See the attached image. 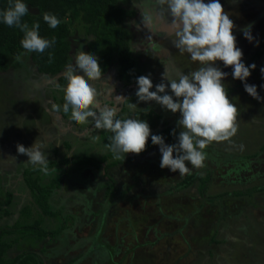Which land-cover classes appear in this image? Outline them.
I'll return each mask as SVG.
<instances>
[{
  "label": "rangeland",
  "instance_id": "rangeland-1",
  "mask_svg": "<svg viewBox=\"0 0 264 264\" xmlns=\"http://www.w3.org/2000/svg\"><path fill=\"white\" fill-rule=\"evenodd\" d=\"M220 2L236 25L233 31L237 46L243 52V62L246 66L256 65L247 83L256 85L259 95L264 97V73L260 71L264 67V49L251 62L264 43V17L250 29L252 42L239 32L259 11L264 16V0ZM253 4L256 10L250 9ZM114 5L134 11V15L123 19L122 25L130 33L128 54L140 75H150L155 85L161 82L164 66L173 73L181 71L176 66H181L189 55L181 54L173 45L168 35L167 16L159 0H114ZM69 26V64H72L77 52H87L90 37L84 35L76 21ZM29 57V52L24 50L19 59L21 63L0 71V206L9 192L12 200L8 208L16 218L19 210L21 213L26 207L31 211L30 222L40 218L45 228L57 226L52 218L41 219L40 208L23 180L24 168L32 164L27 162L26 155L18 154L17 145L30 147L37 140L47 145L46 155L49 162H54L48 163L49 175L37 172L38 182L53 187L55 180L62 181L56 185L55 194L52 188L43 193L53 200V206L74 217H68L67 221L71 225L68 235L71 243L73 238L78 243L84 241L82 248L86 249L94 242L100 214L107 204L102 236L107 244L117 245L115 261L128 252L119 264H264V190L239 193L264 184V100L258 101L245 91L243 82L232 77V67L217 62L222 71L229 73L223 83L240 112L238 132L230 141L210 144L204 150L207 159L203 168L188 165L199 177L185 187H177L187 174L180 176L178 172L162 169L158 145L139 155L128 153L130 160L107 166L110 151L102 134L106 132L110 138L112 133L95 129L91 123L76 124L70 119V112L62 111L63 89L67 84L64 72L69 64L57 74H43L36 71ZM191 62L189 69L193 70L199 62ZM92 84L102 106L119 108L118 118L144 119L152 134L162 135L164 139L171 128L179 132L178 112L166 111L155 101L137 103V98L129 101L138 85L124 84L114 58L103 72V78ZM166 91L171 94L170 89ZM117 96L125 98L120 100ZM243 99H248L245 105L241 104ZM132 104L135 107H129ZM53 105L61 106L60 110ZM260 148L262 151L255 157L253 153ZM79 156L107 158L100 161L98 168H93L85 162L74 163ZM208 173L210 181L201 193L202 179ZM100 176L114 184L116 195L111 203L105 201ZM6 219L10 220L4 215L0 224ZM54 245L53 238L44 243L48 248ZM41 246V243L31 245L38 253ZM9 252L11 256L18 254L16 248ZM43 259L45 264L67 262L60 254H55L50 261ZM91 259L75 264H90Z\"/></svg>",
  "mask_w": 264,
  "mask_h": 264
},
{
  "label": "clouds",
  "instance_id": "clouds-1",
  "mask_svg": "<svg viewBox=\"0 0 264 264\" xmlns=\"http://www.w3.org/2000/svg\"><path fill=\"white\" fill-rule=\"evenodd\" d=\"M159 4L166 13L170 27L168 35L173 45L181 54L186 53L192 61L199 62L200 67L192 72L176 70L173 73L164 66L161 82L155 85L150 75H140L136 78L138 88L135 95L137 103L155 101L164 110L180 114L176 121L180 129L178 134L176 129L172 130L177 142L166 144L162 135L152 134L146 120L120 119L118 107L102 106L92 82L103 78V69L97 56L82 50L76 53L74 63L69 64L64 72L67 84L63 89L65 102L62 111L65 114L70 112V119L76 124L91 123L95 129L111 132L110 150L117 160H124L128 153L139 155L158 145L162 169L178 172L180 176L191 175L188 165L195 169L203 168L207 159L204 150L210 144L230 141L238 132L240 112L230 100L223 83L229 73L222 71L217 62H222L224 67H232V77L243 82L245 91L254 99L261 101L264 97L259 95L256 85L247 83L256 65L246 66L243 62V52L237 46L233 31L236 25L220 0H209L208 3L205 0H159ZM28 12L22 0H15L0 12V17L4 24L24 33L20 41L24 50L43 53L55 45V38H43L39 34V23H34L31 28L22 23V17ZM43 20L53 29L60 24V20L50 13H44ZM250 29L251 25L246 26L243 35L252 42L254 37ZM16 59L19 60L20 56ZM260 71L264 73V67ZM117 98L122 100L125 97ZM129 107H135V104ZM53 108L59 111L61 106L53 105ZM149 137L152 145L146 149ZM46 148V144L36 140L30 147L18 144L17 152L26 155L28 163L39 166L40 171L49 175Z\"/></svg>",
  "mask_w": 264,
  "mask_h": 264
},
{
  "label": "trees",
  "instance_id": "trees-1",
  "mask_svg": "<svg viewBox=\"0 0 264 264\" xmlns=\"http://www.w3.org/2000/svg\"><path fill=\"white\" fill-rule=\"evenodd\" d=\"M14 2L15 0H0V12L6 10ZM22 2L38 9V13L28 12L22 17V23H27L29 28L34 23H39V34L49 40L55 38L56 41L54 46L46 49L43 53L29 52V58L37 72L50 75L57 74L71 62L70 43L68 40L71 27L69 25L70 23L72 25V22L76 21V23L81 25L84 35L90 37L86 43V50L99 58L103 72L114 58L118 66V75L124 81V84H136V78L140 76V73L128 54L130 33L122 25L123 19L134 15L132 9L115 6L114 0H22ZM44 13L55 15L60 20L59 26L54 29L50 28L43 20ZM23 37L24 33L19 28L7 26L3 23L2 17H0V71L15 67L21 63L16 57L20 56L24 51L20 43ZM263 49L264 43L260 46L258 52L255 53L251 61L252 63L260 56ZM50 56L51 60L49 59ZM152 90L154 91V89ZM135 93L129 97V101L137 98ZM173 129L176 128L174 127L166 131L167 135L165 139L167 144L177 142L176 137L172 135ZM102 140L110 151L108 158H111V160L110 163H106L107 166L130 160L128 154H122L125 155L124 160L114 158V154L110 150V138L106 132H103ZM151 145V138L149 137L146 149ZM261 151L262 148L258 152ZM254 153L253 155L258 154L257 152ZM106 158L97 159L94 157L79 156L74 163L85 162L93 168H98L101 163L100 161ZM63 161L68 160L65 159ZM49 164L53 165L54 162H49ZM39 171V166L30 165L24 168L23 180L29 188L34 202L40 208L41 219L43 216H46L47 219L52 218L56 220L58 224L55 227L46 226L47 228H45L42 223L44 220L40 223V218H36L30 222L28 219L31 211L30 209H26V207L23 208L21 213L19 210L18 217L16 218L11 213L10 207L8 208L12 199L11 193L7 192L4 202L0 206V219L4 215H7L10 220L6 219L4 220V224H0V264H45L44 261L46 260L43 258L45 257V259L50 261L55 254H60L61 258L66 259L67 262L62 264H75L77 261H84L89 257H92L90 264H115L117 262L114 260L116 252L114 248L116 245L113 247L107 244L102 236L104 233L103 224L105 223L107 204H104V210L100 214L99 227L95 233L94 242L92 243L91 241L90 245L86 249H83L84 241L78 243L72 236L71 238H73L74 242L71 243L69 241L68 235L71 232V225L67 221L68 217H74L72 215L70 216L68 212L63 213V210L57 206H53V200L48 199L47 195L43 193L44 190L52 188L55 194L57 192L55 189H57L58 184L62 181L59 179L55 180L57 187L56 185L53 187L40 185L38 182L39 175H37ZM196 177H199V175L194 172L191 175L185 176L177 184V187L187 186ZM104 179L105 177L103 176L99 178L100 183L104 187L105 201L106 203H111L116 195L114 184ZM209 181V174H207L202 179L203 186L200 188L201 193ZM261 190H264V184L259 185L258 188L257 186H253L243 191L239 190V193L246 192L252 194L253 192ZM222 195H226V193ZM21 214H23V217ZM49 238L55 240V245L51 248L44 246V243ZM34 242H37L36 244H42L39 253L31 247V245H36ZM11 248H16V253L18 254L11 256L9 252ZM109 249L112 250L111 255L105 253ZM124 255L121 256V260L124 259Z\"/></svg>",
  "mask_w": 264,
  "mask_h": 264
},
{
  "label": "flooded vegetation",
  "instance_id": "flooded-vegetation-1",
  "mask_svg": "<svg viewBox=\"0 0 264 264\" xmlns=\"http://www.w3.org/2000/svg\"><path fill=\"white\" fill-rule=\"evenodd\" d=\"M209 1V0H208ZM238 4L240 3V1H238L237 2ZM230 8H232L231 6H230ZM250 9H254V10H256V6L253 4L252 6H250ZM263 18L264 16H263V14L261 13L260 14V11H259V13L257 14V16L255 17V19H253V21L252 22H250V24L249 25H251V27H252V25L253 24H255L258 20H259V18ZM243 30L244 29H242V30H240L239 32H242L243 33ZM242 37H244V36H242ZM263 52H264V50H263ZM190 59V56H188V57H186V59L184 60V61H182L183 62V64L180 66V65H177L176 67H178L179 69H181V71H183V69H186L187 70V72H189L191 69H189V67L191 66V60H189ZM200 67V64H197V66L193 69V70H191V72L192 71H195V70H197L198 68ZM232 94V93H231ZM247 100L248 99H243V101H241V104H243V105H245L246 104V102H247ZM258 154L260 153V152H257ZM255 157L257 156V154H255L254 155ZM193 173V172H192ZM194 173H196V172H194ZM224 178L223 179H225L226 178V174L223 176ZM209 179H210V175H209ZM240 180V179H239ZM255 186H257V188H258V186L259 185H255ZM257 192V191H256ZM178 238V237H177ZM184 242H185V245H186V247H189V245L187 244V242L185 241V240H183ZM204 244H205V241H204ZM116 248H118L117 247V245L115 246V250H116ZM128 251V250H127ZM114 252V251H113ZM105 253L107 254V255H111V253H112V250L111 249H109V250H106L105 251ZM124 254H128V252H125ZM123 254V255H124ZM122 255V256H123ZM127 256L126 255H124V258H126ZM120 261H122L121 259H119V261H117L115 264H119L120 263Z\"/></svg>",
  "mask_w": 264,
  "mask_h": 264
},
{
  "label": "water",
  "instance_id": "water-1",
  "mask_svg": "<svg viewBox=\"0 0 264 264\" xmlns=\"http://www.w3.org/2000/svg\"><path fill=\"white\" fill-rule=\"evenodd\" d=\"M27 7L30 13H38V9L36 7H31L30 5H27Z\"/></svg>",
  "mask_w": 264,
  "mask_h": 264
}]
</instances>
